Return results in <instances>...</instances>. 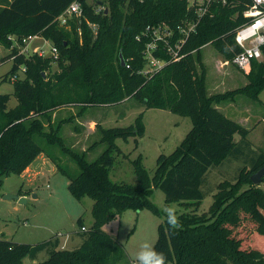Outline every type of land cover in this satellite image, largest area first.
Masks as SVG:
<instances>
[{"label": "trees", "instance_id": "1", "mask_svg": "<svg viewBox=\"0 0 264 264\" xmlns=\"http://www.w3.org/2000/svg\"><path fill=\"white\" fill-rule=\"evenodd\" d=\"M75 1L82 4V16L60 25L57 18ZM250 4L251 0H235L227 6L214 5L187 40L184 58L148 76L141 73L150 42L146 29L160 24L176 29L184 19L193 17L194 11L189 10L185 0H103L105 9L100 13L96 12L99 1L0 0V44L11 51L2 61L12 62L11 75L25 69L24 77L13 83L12 94L0 93V185L4 177L22 174L41 154L56 163L36 141L40 136L78 165L80 174L70 182L71 194L77 199L89 196L94 201L93 225L83 231V219L78 220L79 234L85 236L79 247L60 249L58 238L38 244L1 239L0 264H23L26 258L36 260L42 252L49 257L36 264H131L126 263L124 249L116 245L104 227L129 209L149 208L158 213L151 201L154 188L165 194L167 204L180 202L196 207L177 214L179 229H171L167 220L160 225L154 247L164 253L167 262L264 264V251L252 245L244 248L241 238L234 234L247 218L255 225L256 237L257 233L264 237V191L251 180L264 167V150L241 149L242 144H248L249 130L227 117L217 105L232 94L259 99L264 91V47L263 59L254 61L247 75V86L225 95L207 93L202 58L203 47L212 44L225 61L233 60L241 50L235 33L244 23L242 13ZM11 36L21 45L29 37H43L58 48L59 59L27 57L9 40ZM157 55L168 59L164 53ZM54 63L60 70L52 73ZM9 79L0 78V87ZM12 97L18 104L9 108ZM130 99L147 109L169 110L192 121L191 130L178 148L169 156L159 157L152 178L141 155L132 161L136 184L114 182L110 175L116 156L124 154L116 141L131 137L138 141L145 131L143 114L126 128L107 129L98 122L97 132L108 147L93 162L88 161L87 151L77 152L66 145L60 124H51L53 114L62 109L78 108L83 115L89 107L111 106ZM44 119L52 126L49 132H45ZM241 156L246 157L247 165L235 181L219 183L209 212L198 213L205 197L202 184L210 168L222 165L229 157Z\"/></svg>", "mask_w": 264, "mask_h": 264}, {"label": "rangeland", "instance_id": "2", "mask_svg": "<svg viewBox=\"0 0 264 264\" xmlns=\"http://www.w3.org/2000/svg\"><path fill=\"white\" fill-rule=\"evenodd\" d=\"M87 1L90 4L97 1L103 2V0ZM102 2L99 5L103 7ZM93 28L96 27L93 26ZM9 40L14 44L17 43L14 36L9 37ZM51 45V41L43 37L34 38L28 44V50L25 51L26 56L37 55L39 49L49 53ZM10 52L7 47L0 44L1 79L12 76L10 73L12 62L2 61ZM202 58L206 68V88L209 95H225L247 86L249 82L247 75L251 70L246 73L234 64L223 66L222 62L225 59L214 45L208 44L203 47ZM59 70L58 64L54 63L51 72ZM19 75L24 77L23 72ZM13 91V82L10 80L0 87V93L12 94ZM17 104V99L12 97L8 107L14 108ZM217 105L227 117L249 130L246 138L248 144H242L241 149L246 152L256 148L264 150V91L259 99L242 93L232 94ZM79 110L78 108L59 110L53 114L51 124H60V135L64 138L66 145L77 152L87 151V159L90 162L97 160L108 146L101 142V134L96 129L97 124L89 121L99 122L107 129L126 128L133 125L137 117L143 114L145 126L143 136L138 137V141L134 137L128 140L120 138L116 141L124 154L116 156V162L110 175L114 182L137 183L132 161L139 155L142 156V164L152 178L159 157L171 155L192 128V121L189 117L169 110L147 109L135 99L111 106L89 107L83 115H80ZM69 118L73 120L66 121ZM44 122H46L45 132H49L52 126H49L50 123L46 119ZM36 137V141L45 148L60 167L46 154H41L22 174L13 173L2 179L0 240L38 244L58 238L61 243L60 249L74 250L85 239V236L79 234L81 228L78 220L82 218L86 228H90L94 223L92 215L94 201L89 196L77 199L71 194L69 185L72 179L80 174L78 165L60 148L45 143L47 141L44 137ZM236 138L240 140L239 136ZM246 165V157L241 156L239 158L229 157L222 165L210 168L202 184L205 197L198 206V213L209 212L219 183L225 180L235 181L241 169ZM260 188L264 191V182L260 184ZM8 195L19 196V198L6 199ZM21 198L26 199V203H21ZM151 201L157 207L158 213L149 208L140 211L129 209L104 227V230L116 241V245L124 249L127 257L126 263L137 264L135 255L144 242H150L155 246L159 237L160 225L167 220L164 213L166 206L175 207L178 215L196 208L194 205L180 202L167 204L165 194L158 188H154ZM234 234L241 238L244 248L252 245L264 251V237L258 233L256 237L255 225L249 219L245 218L242 224L234 229ZM48 257L47 253L42 252L36 260L26 258L23 264H36L45 261ZM167 264L173 263L167 262Z\"/></svg>", "mask_w": 264, "mask_h": 264}, {"label": "built area", "instance_id": "3", "mask_svg": "<svg viewBox=\"0 0 264 264\" xmlns=\"http://www.w3.org/2000/svg\"><path fill=\"white\" fill-rule=\"evenodd\" d=\"M188 3L190 11H194L193 17L184 19L176 29L167 24H160L155 27H147L146 34L150 36V42L147 44L144 55L146 66L141 71L144 75H151L160 71L168 63L179 62L184 58V46L187 40L197 32L198 26L203 18L212 11L214 5L227 6L235 0H185ZM105 8L100 6L96 12L100 13ZM252 12H258L259 15H250ZM83 14L82 4L79 1L73 2L58 18L60 25L66 26L73 17H81ZM244 23L236 30L235 42L240 47V52L235 55L232 61L222 62L223 66L234 64L241 71L249 73L254 61L263 59L262 49L264 47V2L258 3L257 0H251L249 7L242 13ZM261 22L259 26L257 22ZM35 37L24 39L21 45L16 40V46L22 53L28 50V44ZM157 53H164L168 59L158 57ZM38 56L42 58H52L53 61L59 59V50L51 45V51L39 49ZM128 66V65H127ZM129 67V66H128ZM25 74V69H21L17 74L10 77L13 83L21 79L20 73ZM87 230L86 227L82 229Z\"/></svg>", "mask_w": 264, "mask_h": 264}, {"label": "clouds", "instance_id": "4", "mask_svg": "<svg viewBox=\"0 0 264 264\" xmlns=\"http://www.w3.org/2000/svg\"><path fill=\"white\" fill-rule=\"evenodd\" d=\"M257 2H264V0H257ZM250 15H259V13L252 12ZM260 23L258 21L256 26H259ZM164 213L171 229L175 230L181 227L175 207L166 206ZM135 260L137 264H167V258L164 253L158 252L150 242H144L140 245V249L135 255Z\"/></svg>", "mask_w": 264, "mask_h": 264}, {"label": "water", "instance_id": "5", "mask_svg": "<svg viewBox=\"0 0 264 264\" xmlns=\"http://www.w3.org/2000/svg\"><path fill=\"white\" fill-rule=\"evenodd\" d=\"M99 4H101V2ZM120 57H121V65L124 67L126 65V63H125V60H124L122 54L120 55ZM263 179H264V167L261 168L258 172H256L251 177V180H252L254 185L261 184L263 182ZM18 198H19V196H14V195L6 196V199H18ZM20 202L21 203H26V199L21 198Z\"/></svg>", "mask_w": 264, "mask_h": 264}, {"label": "crops", "instance_id": "6", "mask_svg": "<svg viewBox=\"0 0 264 264\" xmlns=\"http://www.w3.org/2000/svg\"><path fill=\"white\" fill-rule=\"evenodd\" d=\"M218 108L220 109V107H218ZM69 109H71V108H69ZM72 109H73V108H72ZM89 122H91V123H94V124H95V123L97 124V122H96V121H94V120H93V121H89ZM85 123H86V122H85ZM85 123H84V124H85ZM59 244L61 245V243H60V242H59Z\"/></svg>", "mask_w": 264, "mask_h": 264}]
</instances>
